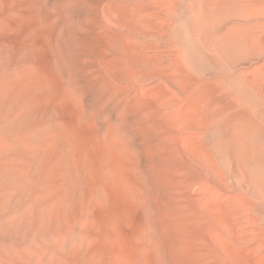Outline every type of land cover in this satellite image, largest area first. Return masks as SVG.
Here are the masks:
<instances>
[{"label": "rangeland", "instance_id": "rangeland-1", "mask_svg": "<svg viewBox=\"0 0 264 264\" xmlns=\"http://www.w3.org/2000/svg\"><path fill=\"white\" fill-rule=\"evenodd\" d=\"M168 2L146 0L149 4ZM163 9L168 10L166 6ZM115 10H128L127 0H0L2 58L8 55L14 61L6 63L8 67L0 66L1 79L13 75L11 64H26L31 69L33 78L44 84L48 93L46 103H49L44 109L48 119L53 118L52 129L58 137L57 157L61 161L69 158L70 163L73 160L62 166L67 189L59 192L57 213L52 211V225L62 234L47 232L45 238L38 239L46 246L45 255L49 258L39 264H224L219 255L209 249L208 241L217 242L219 235L204 225L194 212L195 209L207 210L205 206L209 201L226 202L238 213V220L243 223L239 228L249 232L251 247L264 251L257 238V229L264 223V132L254 134L248 146L243 140L238 142L240 163L234 168L236 176L228 172L229 158L223 140H219V150L222 149L219 158H205L192 152L168 155L158 151V139L140 132L159 126L158 119H150L144 112L140 98L132 92L121 105L108 93L107 82H111L112 77L103 66L110 57L109 53L104 55L108 52L105 49L110 48L109 42L114 41L115 33L125 27L116 24ZM105 26L111 29H107L109 33ZM183 34L182 31L180 36L185 38ZM105 36L113 38L106 42L109 38ZM158 36L159 33L152 38L156 43L148 39L165 48L166 36ZM144 40L148 41L147 37ZM190 49L187 60L191 57L200 64L206 63V58ZM23 51L27 56H23ZM253 60L262 62L264 67V56ZM100 65L103 69H98ZM101 74L108 78L107 82ZM123 76L126 85L129 74ZM156 81L175 101L181 102L176 84L163 77ZM174 108L177 110V106ZM188 133L181 139L193 136ZM116 135H120L118 139ZM216 138L214 134L212 139ZM121 142L127 147L124 150ZM153 148L156 151H152ZM214 158L220 159L219 162L215 163ZM183 162H186L183 168L172 167ZM33 167L34 160L31 174H34ZM35 176H30L29 183H34ZM37 219L38 227L47 230L46 218ZM68 222L73 228L71 236ZM17 228L25 239L27 225ZM16 248L19 250L22 246ZM226 264L232 263L228 260Z\"/></svg>", "mask_w": 264, "mask_h": 264}, {"label": "bare ground", "instance_id": "bare-ground-1", "mask_svg": "<svg viewBox=\"0 0 264 264\" xmlns=\"http://www.w3.org/2000/svg\"><path fill=\"white\" fill-rule=\"evenodd\" d=\"M168 1L166 4H149L146 0H127L128 10L113 11L116 13V24H124L125 27L116 32V36L112 33L114 41L113 37L108 36V40L105 36L108 40L106 42L112 40L109 42L110 48L105 49L108 52L104 54L109 53L110 57L105 61L103 59L104 68L111 74L112 84L103 75L108 72L101 75L105 81L107 79L109 95L118 104H123L133 92L140 98L142 108L150 119H158L157 128L140 131L149 134L150 138L158 139V151L168 155L192 152L205 158H219V151L222 150H219V140H223L229 158L228 172L236 176L234 168L240 163V141H245L248 146L254 134L258 136L264 132V67L262 62L253 60L264 56V0H183L185 4L187 2L186 5L179 0ZM164 6L168 9L166 12ZM182 31L185 38L180 36ZM158 33L161 38L166 36L165 48L155 44L154 39ZM146 37L148 41L144 40ZM157 43L160 44V41ZM189 48L206 58V63L200 64L191 57L187 60L186 56L191 51ZM1 49L0 66L14 62L8 55L3 60ZM23 56H27V52ZM11 65L14 68L13 75L1 79L0 74V264H39L47 262L49 258L45 255L46 246L38 239L45 238L47 232L58 236L62 234L60 229L52 225L51 220L54 217L52 211H58L56 204L61 198L59 192L67 189L62 166L70 162L69 156L61 161L55 152L58 137L52 129L53 118L48 119L44 109L49 103H46L48 93H45L44 84L33 78L26 64ZM124 74H129V83L126 82L129 87L124 84ZM160 77L179 87L180 103L162 90L156 81ZM133 99H136L135 96ZM174 106H177V110ZM188 132L193 136H183L181 139ZM214 134L216 140L212 139ZM119 136L116 135L117 139ZM120 147L123 150L127 148L124 142L120 143ZM33 160L36 179L31 184L28 180L31 175L34 176L30 171ZM219 160L215 159V163ZM185 164H173L172 167L183 168ZM205 207L208 213H205L206 209L202 212L203 208L195 211L192 207L189 209L197 213L204 225L213 228L219 235L217 242L208 243L209 249L219 255L220 261L224 264L228 260L232 264H264V251H256L251 247L249 232L239 228L243 223L238 220L237 212L226 202L220 201H209ZM39 217L49 222L47 230L38 227ZM217 223L220 224L219 228ZM247 224L244 225L248 227ZM20 225H27L28 235L25 239L18 232L17 227ZM71 226L68 222L70 236L73 234ZM260 226L257 238L264 249V223ZM17 245L22 246V249L18 250Z\"/></svg>", "mask_w": 264, "mask_h": 264}]
</instances>
